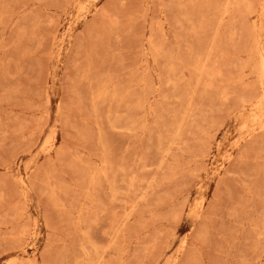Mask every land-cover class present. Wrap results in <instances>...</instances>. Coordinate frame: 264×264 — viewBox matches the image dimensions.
I'll return each instance as SVG.
<instances>
[{
	"label": "rangeland",
	"instance_id": "1",
	"mask_svg": "<svg viewBox=\"0 0 264 264\" xmlns=\"http://www.w3.org/2000/svg\"><path fill=\"white\" fill-rule=\"evenodd\" d=\"M0 264H264V0H0Z\"/></svg>",
	"mask_w": 264,
	"mask_h": 264
}]
</instances>
